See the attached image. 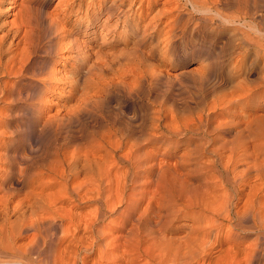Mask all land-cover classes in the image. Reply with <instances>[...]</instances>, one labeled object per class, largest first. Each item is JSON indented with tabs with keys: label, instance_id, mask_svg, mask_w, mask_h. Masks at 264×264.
Listing matches in <instances>:
<instances>
[{
	"label": "rangeland",
	"instance_id": "obj_1",
	"mask_svg": "<svg viewBox=\"0 0 264 264\" xmlns=\"http://www.w3.org/2000/svg\"><path fill=\"white\" fill-rule=\"evenodd\" d=\"M10 1L4 6H11L13 2ZM98 1L96 6H92L91 0H85L80 6V0L75 3L74 0H18L17 6L4 10L2 18L8 21L16 16L19 9L25 10L33 22L29 29L33 30L36 27V30H33L35 36L38 35V26L47 29L48 36L52 34L49 38L46 36V39L40 34L41 40L48 41L57 35L53 41L55 45L51 46L52 54L46 56L47 65L44 63L47 75H50L49 69H52L57 76L54 80L51 75L52 77L48 78L45 84L47 85L45 87L50 88L45 101L37 103L30 110H27L26 103H23L24 94L20 95L19 103L15 105V108L11 98L0 101V130L3 132L17 130L27 139L31 133H35L34 130L39 129L34 116L43 114L47 119L51 118L49 132L43 135L61 134L62 141L67 150H70L69 152L76 150L77 146L76 148H80L81 151L85 148L87 152L95 149L96 155H102L103 152V154L106 153L105 149L109 141L107 138L110 139L107 136L118 133L122 135L129 126L134 128L137 126L135 129L138 132L137 136L143 141L138 152L141 150L144 153L139 163H135L129 171L126 163L114 168L115 171H113L120 174L118 178L123 182L113 172L116 178L112 183L115 189L112 187V190L114 193L116 191L120 193L119 189H124L126 198L121 203L117 199V211L107 213L106 219L100 223L109 225L111 228L107 226L108 230L106 227L108 230L106 238L110 240V243L113 242L110 249L114 247L113 255L116 254L114 258L118 264H129L134 258L137 259L134 260L137 264H149V261L152 263L151 260L158 263L165 257L166 260L173 262L175 258L180 264H205L208 262L206 251H210L211 244L216 238L224 240V234L230 230L243 232V234L248 231L237 230L235 226L239 222L237 221L239 220L238 212L244 211L248 205L247 199L245 200V197H248L245 190L242 192L241 187L248 185L251 179L249 176H254L256 170L249 169L251 172L245 173L243 186L232 181V171L233 163L237 158L236 154L239 152L241 153L238 156L241 154L240 157H243L240 161L247 158V161L243 160L244 163L242 161L238 164V167L243 169L245 166L248 169L256 156H261L259 160L264 157V127H260L264 126V0H249L248 8L242 5L239 12L236 7L222 8L221 11L229 14L239 13L244 16L245 11H249L248 14L252 13V17L233 23L220 18L210 20L203 16V11L195 10L190 3L185 5L181 1L178 4L182 5L179 10H183L184 14L177 23L173 19L174 14L170 12L172 0H145L143 4H140V0L132 4L129 1L130 5L127 2L122 7L127 12L125 16L128 19L124 22V16H120L119 13L110 17L107 14H101L102 4ZM99 13L100 18L94 22L92 15ZM34 20L40 24L38 25ZM49 25L52 28H48ZM31 34H33L32 31ZM59 49L60 52H58ZM43 54L41 51L36 53L33 66ZM16 80H18L17 76L8 77L6 85L12 89L20 88L24 93L39 90L38 85L25 87V82L17 84ZM248 85L256 91L246 96H238L242 87ZM12 119L15 120L12 121ZM247 131L250 134H247ZM236 133L239 135L237 136ZM223 139H228L229 145ZM47 140L48 138L42 136L35 145L44 143L54 148L56 143ZM135 140L136 137L133 141ZM28 142L31 144V141L28 140ZM247 150L248 153H246ZM1 152L4 153L3 150ZM120 153L118 152V155ZM226 157L229 161L225 159ZM221 161L229 164L228 167L225 168L226 164ZM160 163L161 166H159ZM18 164L20 173H24V164L21 162ZM242 168L240 170H243ZM41 171V168H33L31 172L35 173L36 179H31L28 173L18 183L15 180L16 182H11L10 187H1V193L7 191L12 194V204L16 203L31 189L32 185H39L40 182L49 180L46 176L43 177ZM158 173L161 176H158ZM225 176L231 177L230 181ZM116 179L118 184L115 183ZM220 182L225 185L222 187ZM120 185L125 186L120 187ZM133 187L135 190L132 189ZM220 188H224V191ZM131 191L134 192L131 193ZM229 191L232 194H228ZM222 193H227L226 195L230 198L225 199L227 196L224 194L225 197H223ZM222 197L226 203L230 201L229 204L227 203L228 206L223 205L224 201L221 204ZM258 198L264 200V190L258 192ZM191 199L194 201L192 202ZM126 201L129 203H125ZM96 205V203H85L78 208V211L91 214L96 210ZM222 205L225 208L233 207L234 217L232 216L230 221L225 219L227 215L224 216L226 212ZM166 223L168 225H165ZM157 231L160 235L156 233ZM122 232L125 235L122 236ZM204 233L207 237L203 236ZM257 234L255 232L244 234L242 245L255 242ZM198 237H205V239ZM124 239L125 242H123ZM134 240L139 241L136 243ZM225 242L222 247L225 255L217 248L218 250H213L214 255L216 254L215 258L220 257V262L239 259L245 264L243 254H240L243 257L240 256L241 259L239 255L235 256L231 251L226 252L229 243ZM102 243L103 241L100 244ZM202 243L209 246L205 249L206 246ZM200 244L202 246H199ZM117 246L119 247L116 248ZM190 249L196 251L195 255ZM186 251H190L191 254L190 252L189 254L195 257L190 259L192 257L185 255ZM216 252L221 253L220 256ZM155 253H159L160 260H156L158 257ZM96 255L97 253H94L90 255V258L97 257ZM30 257H33V254H26L27 259ZM186 257H190L189 260ZM181 259L184 260L181 261Z\"/></svg>",
	"mask_w": 264,
	"mask_h": 264
},
{
	"label": "bare ground",
	"instance_id": "obj_2",
	"mask_svg": "<svg viewBox=\"0 0 264 264\" xmlns=\"http://www.w3.org/2000/svg\"><path fill=\"white\" fill-rule=\"evenodd\" d=\"M8 1H10V0H0V101H5V100L7 101L8 98H11L12 103L14 104L13 108H15V105H17L19 103L20 95L22 96L24 94L25 99H24L23 103H26L27 110H30V108H32L37 103H39L43 100L45 101V96H46V94H48V92L50 90L49 87H45V86H47L45 84H47L46 82L48 81V78L50 79V77L53 76L52 78L54 79L57 76V75L56 76L54 75V74H56L54 72L55 70L52 71V69H49V70H51V71H49L46 67V69L49 71L50 75H47L48 72L46 73V70H44L45 69L44 63L47 59L46 56H48V54H52L53 50H52L51 46L55 45V44H53V43H55L53 41L57 35L53 38L48 39V41L41 40L40 39L41 37L46 39V36H48L46 31H48V30L44 29L43 27L41 28L38 26V35L35 36V33L33 32V30H36V27L33 30L29 29V26L31 24H33V22L30 19V15H27L25 13V10H23L22 8L18 10V12L16 13V16L13 19H11L10 21L5 20V18H2V14H3L4 10H9L11 8H14L18 4L17 3L18 0H11L10 2H13V4L9 7H5L4 5ZM76 1L77 0H74V3ZM84 1L85 0H80L79 5L82 6L84 4ZM99 1L101 2L100 4H102V6H101L102 10L100 11L101 14H107L110 17V15L114 16V14L119 13L120 16H124L123 17L124 22H127L128 19L125 16L126 11L122 7H123V5L127 4V2L130 5V3L131 4L135 3L137 0H99ZM129 1H130V3H129ZM144 1L145 0H140V4H143ZM180 1L185 3V5L190 3L194 7L195 10L203 11V13H202L203 16L206 18H209L210 20L220 18L224 21H228V22L233 23V22H237L238 20L241 21L242 19H247L248 17H252V15H251L252 13L248 14L249 11L248 12L245 11L246 14L244 16L240 15L239 13H237V14L230 13L229 14L227 12L225 13V12L221 11L222 8L236 7V9L238 10L237 12H239V9L242 8V5H245V7L248 8L249 0H186V1L172 0L171 2L173 4H172V7L170 8L171 9L170 12H171V14H174L173 19L177 23L180 21V19L182 18L183 14H184L183 10H181V9L179 10V8H181V6H182V5L181 6L178 5L180 3ZM90 5L96 6L97 0H91ZM31 6H29V7H31ZM250 7H252V5ZM247 8H245V10H247ZM101 14L99 13V14L92 15L94 22L96 21V19L100 18ZM232 14H234V15H232ZM32 16H34V14H32ZM253 17L256 18V16H253ZM33 18L36 19V17H33ZM35 23H38V22L35 21ZM39 24H40V22L38 23V25ZM50 25H49V27L46 26V28L47 27L50 28L51 27ZM35 26H36V24H35ZM239 26H238V28H239ZM32 28H34V27H32ZM31 31L33 34H31ZM53 31H52V33H53ZM93 32H95V31H93ZM51 35H49V36H51ZM37 36H39V37L37 38ZM49 36H48V38H49ZM246 38H248V37H246ZM40 41L41 42L44 41V42L41 43ZM255 42H257V41H255ZM57 47H59V46H57ZM53 48H56V47H53ZM60 49L58 52H60ZM38 51L39 52L41 51L44 54L39 58L38 61L36 58L37 63L33 66V64L35 63V55H36V53H38ZM263 53H264V51H263ZM54 54H56V53H54ZM258 56H259V54H258ZM258 56H257V58H258ZM13 76L18 77V80H16L15 83L18 84L21 82L22 83L25 82V87H29L32 85H38L40 91L39 90H38V92H36V91H32V92L25 91L26 93H24L20 88L17 89V87H13L14 85L12 86L13 89L9 88L8 85H6V78H8V77L12 78ZM44 88H46V89H44ZM140 89H142V88H140ZM33 90H34V88H33ZM255 91H254V88H252L250 85L244 86V87H242L238 96H246L248 94L254 93ZM227 108H228V105H227ZM81 111H82V108H81ZM85 111H86V109H85ZM158 115H159V113H158ZM34 117L39 124V129L34 130L35 133H31V135L27 139L24 136H22V134L17 130H13L11 132L9 131L10 133L9 132H3L0 130V264H114V263H116L117 261L114 258V255H116V254L113 255V253L115 252L113 250L114 247L113 248L111 247V249L113 251L110 249V245L113 244V242L110 243V240L108 238H106L107 231L111 228L109 225H106V224L101 225L100 223L102 220L106 219L107 213H115L117 211V206H116L117 199H118V202L121 203V201H123L126 198V193H125L124 189H119L120 193H117V191L115 192L116 194H118L117 195L118 198L116 197V194L112 190L113 188L115 189V187H113V185H112V183L114 182V178H116V177L118 178V176L120 175V174L118 175V173L114 172L115 171L114 168L116 166H118L119 164L126 163V164H128L127 170L129 171V168L131 169L132 166L135 165V163H137V164L139 163L141 156L143 155L142 153H144V152H141V150H139V152H138V148L140 147V145H142L143 141L139 139V136H137L138 132L135 130L137 126H135V128L129 126L126 129V131L124 130L125 132L122 135H120L119 133L113 134L112 136L106 135L107 137H110V139L107 138V140H109L107 142L108 145L107 146L105 145L106 146V149H105L106 153L103 154L104 153L103 152L102 155H96L95 154L96 152L94 151L95 149L93 151L90 150L87 152L85 150L86 148L84 149V151H81V150H79L80 148H76L77 146L75 147L76 150H74V151L71 150L73 152H69L70 150L69 151L67 150V147H65L64 142L62 141L63 138L61 137V134L51 133L49 136L43 135L44 133L49 132V129L51 126V123H50L51 118L47 119L43 114L42 115L37 114ZM13 118H15V117H13ZM13 120H15V119H12V121ZM65 124H66V122H65ZM115 124H116V122H115ZM218 124H220V123H218ZM136 125H138V124L136 123ZM156 125L158 126V124H156ZM115 127H117V125ZM179 127H182V126H178L177 128H179ZM260 127H264V126H260ZM239 129H241V128H239ZM141 130H145V129H141ZM241 130H243V129H241ZM112 131H113V129H112ZM184 131H186V130L184 129ZM262 132L263 131H261V133ZM162 133H163V131H162ZM248 133L249 132L247 131V134ZM208 134H210V133H208ZM158 135H159V133H158ZM238 135L239 134H237V136ZM42 136H44L46 139L48 138L47 141L55 142L56 143V145L54 144L55 147L52 148L50 145H47L44 143H41V145H35L36 143H38L39 140H41ZM151 136H153V135H151ZM251 136H252V134H251ZM134 137H136L135 141H133ZM233 138H234V136H233ZM28 140L31 141V144L28 142ZM214 140H215V138H214ZM227 140L228 139H226L224 141H227ZM247 140L249 141V136H248ZM259 140H261V139H259ZM201 141H202V139H201ZM229 141H233V140H229ZM221 142L223 143V141H221ZM236 142H232V143H236ZM102 143H101V145H102ZM215 143H216V141H215ZM226 143L228 144V141ZM80 144H81V142H80ZM238 144H240V143H238ZM231 145L232 144H230V146ZM256 145L259 146V144H256ZM212 146H214V145H212ZM221 146L223 147L222 144H221ZM224 146H225V142H224ZM244 146H246V145H244ZM231 147H233V146H231ZM208 148L210 149V147H208ZM1 150H3L4 153L1 152ZM142 150H143V147H142ZM225 150H226V148H225ZM211 151H212V149H211ZM118 152H121V153L118 155ZM145 152H146V149H145ZM242 152H246V151H242ZM239 153H241V152H239ZM239 153L236 154L237 158L235 159V162L233 163L234 166L232 165L234 167L233 171H232V181L235 182L237 185H240V184L242 185L243 184V178H245L244 177L245 173H248V171H250L249 169L256 170V171H255L254 176H249V178L251 177V179H250V181L246 187L240 186L241 188H243L242 192L245 190L244 192H246L245 194L248 197V198L245 197V200L247 199L246 204H248L247 205L248 207L245 205L246 209H244V211H241V212L236 211V212H238L239 220H237V221H239V222L237 223V225L235 224L236 225L235 229L240 230V231L241 230H248L247 233H244L245 235L250 233V232H255L258 234H257V237L255 239L256 240L255 242L250 243V244H246V245H242V240H243L242 238L244 235L243 232H237V231L235 232L234 230H230V232H227L226 234H224L225 235L224 240H222L219 237L218 238L215 237L216 239L213 241V243L211 242L212 247H211L210 251L205 250L207 252L206 258L208 260V262H207L208 264H243L242 261L241 262L239 261V259L238 260L233 259L230 262H228L229 260L226 262L225 261L220 262V259H219L220 257L216 256V257H218L217 259H219V261L215 258L216 254L214 255L213 250L214 249L216 250L217 248H219V250L222 252L223 251L222 247H223L225 241L229 243L228 247L226 248V252L231 251V253H233L235 256L239 255L238 257H240V256L242 257V255H240V254H243V256H244L243 260H244L245 264H264V200H263V198L257 199L258 192L259 191L263 192V190H264V157L262 155L263 158H261L259 160V157H261V156H259L260 155L259 154L258 155L259 157L256 156L254 158L255 160L253 159L251 166H249L250 164H248V166H249L248 169L246 168V166H245V169H243L242 167H238L239 166L238 164H240L243 160H246L247 158L240 161V159H242L243 157L242 158L240 157L241 154H240V156H238ZM246 153H248V150ZM246 153H245V155H246ZM230 154H232V153L230 152ZM242 154H244V153H242ZM221 155H223V154H221ZM245 155H243V156H245ZM225 159H227V157ZM220 160H222V159H220ZM161 161H163V160H161ZM230 161H231V159H230ZM251 161H252V159H251ZM19 162L23 163L25 166L24 170H23L24 173H22V174L20 173L21 170L18 169V165H19L18 163ZM144 162L142 163L143 165H144ZM213 162H215V160ZM222 162L223 161H221V163ZM223 163H225V162H223ZM243 163H244V161H243ZM249 163H250V160H249ZM124 165H123V168L126 169V167H124ZM227 165H229V164H226L225 168ZM159 166H161V163L159 164ZM242 166H244V165H242ZM35 167L41 168V170H42L41 172H42L43 177L46 176L47 178H49V180L44 182V183L40 182L39 185H35V186L32 185L31 189H29L24 194V196H21L20 199L16 203L12 204L13 203L12 202L13 195L8 193L7 191H6V193L5 192L1 193V191H2L1 187H4V186L6 188L10 187L9 185L11 184V182L14 183L15 180L18 183L21 180V178L24 179V177L27 176L28 173H29V175H30L29 177L31 179H33V178L36 179V177L34 175L35 173L32 174V172H31L32 169ZM241 168L243 170H240ZM29 171L31 172V174ZM113 172L116 173V175H117L116 177H114L115 174H113ZM120 173L122 174V172H120ZM160 173H158V176L160 175ZM124 174H125V172H124ZM3 175H4V177H3ZM227 175H229V173H227ZM29 177H27V178H29ZM228 177H226V178H228ZM230 178H228L229 181H230ZM124 179H126V178H124ZM119 180H121V179H119ZM156 180H157V178H156ZM220 181H222V180L220 179ZM115 183L118 184L117 179L115 180ZM245 183H247V182L245 181ZM222 185H225V184L221 183V186ZM123 186H125V185H123ZM123 186L120 185V187H123ZM224 188L223 189L220 188V189H222V191H224ZM132 189H134V187ZM212 191L214 193V189ZM236 191H238V190H236ZM132 192H134V191H131V193ZM216 192H218V191H216ZM204 194H206V193H204ZM207 194H208V192H207ZM222 194H220V195H222ZM224 194L226 195L227 193H224ZM224 194H223V197H225ZM228 194H232V192L230 193V191H229ZM114 195H115V197H114ZM130 195L132 196V194H130ZM188 196H190V195H188ZM240 196H241V194H240ZM242 196L244 197V195H242ZM203 197H204V195H203ZM223 197H222V201H220L221 204L225 199L230 198L227 196L224 199ZM259 197H261V196L259 195ZM171 198H172V196H171ZM218 198H220L219 195H218ZM127 200H129V199H127ZM193 201L194 200H192V202ZM127 202L128 201H126L125 203H127ZM130 202H132V201H130ZM229 202H227V203L229 204ZM85 203H96L97 204L96 210L94 212H92L91 214H86V213L83 214V212L82 213H81V211L79 212L78 208L82 207ZM189 203H191V202L189 201ZM227 203L224 201L223 205H225V204L227 205ZM223 205H222V207L225 208V206H223ZM238 206H240V205H238ZM224 208H222V209H224ZM232 208L231 207L225 208L224 211L227 214L224 212L225 213L224 216L227 215L225 218L226 220H229V221L231 220V218L233 216V209ZM210 209H211V207H210ZM118 212H117V214H118ZM121 212H123V211H121ZM139 217H140V215H139ZM135 219L138 220L137 218H135ZM135 222H137V221H135ZM121 225L125 226L123 224H121ZM149 225H150V223H149ZM165 225H168V224L166 223ZM107 226L109 227V229ZM226 226H228V225H226ZM106 227L108 230L106 229ZM162 227H163V225H162ZM158 228L159 227H157V229ZM152 229H153V226H152ZM127 230H129V229H127ZM138 230L140 231V229H138ZM158 231L156 233H158ZM127 232H129V231H127ZM161 232H163V231H161ZM122 233H123L122 236L125 235L124 232H122ZM145 233H147V232H145ZM158 234L160 235V233H158ZM108 235H109V233H108ZM204 235H206V233H204L203 236ZM128 236H130V235H128ZM120 237H121V235H120ZM205 237H207V235ZM205 237L204 238L198 237V238L199 239H205ZM160 238H162V237H160ZM186 238H188V237L186 236ZM137 239H139V238H137ZM100 240L103 241L102 244H100L101 243ZM113 240H115V238ZM192 240H193V238H192ZM207 240H204V241H207ZM138 241H135V242L137 243ZM116 242H117V240H116ZM123 242H125V239ZM207 242H205V244ZM190 243H191V241H190ZM203 244L204 243H202V245ZM209 244H210V242H209ZM202 245L200 244L199 246H202ZM207 246H209V245L207 244ZM207 246L205 247V249L207 248ZM118 247L119 246H117L116 248H118ZM208 248H210V247H208ZM195 249L197 250L196 247H195ZM158 250L160 251V248H158ZM191 250H193V249H190V251ZM203 250H204V247H203ZM176 251H178V250H176ZM190 251H188V252L186 251L188 254L186 253L185 255L192 257V255H190L191 252H193V253L196 252V251H191V252ZM189 252H190V254H189ZM28 253L33 254V257H30L29 259H27L26 254H28ZM94 253H97V255H96L97 257L90 258V255H92ZM171 253L173 254V252H171ZM176 254L179 255L178 253H176ZM217 254L219 255L221 253L218 252ZM222 254H224V253L222 252ZM155 255H157V257H158V258L155 257L156 260L161 259V258L159 259V257H160L159 253L158 254L155 253ZM167 255H168V253H167ZM169 255H170V252H169ZM177 255L175 257H177ZM193 255H195V253ZM140 256H141V254H140ZM150 256H151V254H150ZM179 257L180 256H178V258ZM193 257H195V256H193ZM193 257L192 258L189 257V258L193 259ZM165 258L163 261H160L158 263L157 262L155 263V261L153 262V260H151L152 263H150V261L148 263L149 264H180V263H177V259H175V258H173L174 262L169 260V259L166 260ZM181 258H184V257H181ZM186 258H188V257H186ZM186 258H185V261H186ZM189 258L187 260H189ZM117 260L120 261L119 259H117ZM134 260L136 261L137 259L134 258ZM134 260H133V262H134ZM182 260H184V259H181V261ZM123 261H125V260H123ZM147 261L145 263H147ZM133 262H130V263L133 264ZM188 262H190V261H188ZM207 263H205V264H207ZM117 264H118V262H117ZM135 264H137V262ZM141 264H144V263H141Z\"/></svg>",
	"mask_w": 264,
	"mask_h": 264
}]
</instances>
